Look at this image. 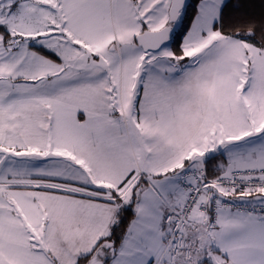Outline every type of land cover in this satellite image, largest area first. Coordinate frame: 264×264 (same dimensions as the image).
<instances>
[{
  "label": "snow or ice",
  "instance_id": "snow-or-ice-1",
  "mask_svg": "<svg viewBox=\"0 0 264 264\" xmlns=\"http://www.w3.org/2000/svg\"><path fill=\"white\" fill-rule=\"evenodd\" d=\"M0 264H264V0H0Z\"/></svg>",
  "mask_w": 264,
  "mask_h": 264
}]
</instances>
